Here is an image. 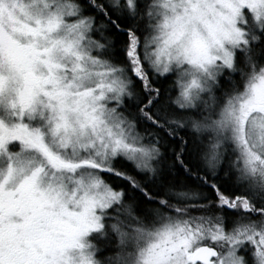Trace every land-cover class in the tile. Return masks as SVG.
<instances>
[{
    "label": "snow or ice",
    "instance_id": "6c2138e0",
    "mask_svg": "<svg viewBox=\"0 0 264 264\" xmlns=\"http://www.w3.org/2000/svg\"><path fill=\"white\" fill-rule=\"evenodd\" d=\"M0 264H264V0H0Z\"/></svg>",
    "mask_w": 264,
    "mask_h": 264
}]
</instances>
